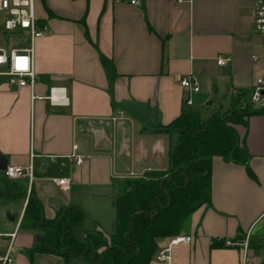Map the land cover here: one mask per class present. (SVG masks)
Listing matches in <instances>:
<instances>
[{"label":"crops","instance_id":"obj_1","mask_svg":"<svg viewBox=\"0 0 264 264\" xmlns=\"http://www.w3.org/2000/svg\"><path fill=\"white\" fill-rule=\"evenodd\" d=\"M253 7L254 0L38 1L39 22L49 30L34 41L35 84L17 87L0 76V155L7 165L34 168L32 180L10 179L0 170V233L20 226L32 193L44 216L75 204L85 212L79 225L84 235H110L122 181L171 165L180 132L162 125L188 109L212 111L203 117L227 111L236 100L264 108V96L251 100L255 80L264 75V40L254 30ZM14 34L24 37L16 47L28 45L23 33ZM101 53L114 64L113 78ZM220 56L227 57L224 65ZM189 74L198 91L181 85L180 77ZM52 87L57 93L50 97ZM236 128L256 177L245 165L214 156L211 201L192 212L182 230L192 241L174 245L167 262L158 253L170 237L158 238L148 264H240L241 248H212L214 237L247 239L252 264H264V112ZM74 154L83 161L77 163ZM55 177L70 178L71 187L62 189ZM8 204L16 212L13 229L4 228ZM0 241L6 244L5 237ZM33 259L16 252L14 264Z\"/></svg>","mask_w":264,"mask_h":264},{"label":"trees","instance_id":"obj_2","mask_svg":"<svg viewBox=\"0 0 264 264\" xmlns=\"http://www.w3.org/2000/svg\"><path fill=\"white\" fill-rule=\"evenodd\" d=\"M100 60L113 78L112 60L102 53ZM237 103L236 100L231 109L218 110L207 117L188 109L161 126L164 131L177 128L180 132L170 154L171 165L122 181L115 197V230L110 235L89 230L78 239L74 231L85 219L81 207L67 204L46 217L40 201L31 193L20 226L40 229L42 238L30 255L51 253L63 258L65 264L77 258L84 259L85 264H148L158 249V238L182 234L189 215L211 201L214 156L243 164L248 174L256 177L248 165L250 153L236 125L246 124L247 116L264 112V108L256 110L252 104ZM24 195L21 192L15 197ZM210 246H225L224 239L214 237Z\"/></svg>","mask_w":264,"mask_h":264},{"label":"built area","instance_id":"obj_3","mask_svg":"<svg viewBox=\"0 0 264 264\" xmlns=\"http://www.w3.org/2000/svg\"><path fill=\"white\" fill-rule=\"evenodd\" d=\"M40 0H0V23L5 32L23 33L28 39V45L24 47H4L0 46V76H5L8 82L17 87L26 85L33 86L36 80L35 59H34V41L38 37L44 36L49 28L46 23H39L37 15V5ZM115 3H129L139 5L142 0H111ZM178 3L190 2L192 0H176ZM253 26L264 40V0H254L253 7ZM227 57H218V64L224 65ZM180 83L183 87L190 91H198V81L193 75H185L180 77ZM57 93V87H52L50 97ZM264 96V75L258 77L252 88V102L259 101ZM187 104H191L190 97L186 99ZM34 157L33 153L31 154ZM77 163L83 161V156L74 154ZM33 164L23 165H7L4 174L7 178L16 179L20 177L33 178ZM54 182L64 190L71 187V180L68 177H55ZM28 197L26 198V203ZM18 233V226L9 233L1 234L6 238V244L0 249V264H14L15 256V239ZM192 238L187 234H179L171 236L168 244L158 253V259L170 262L172 258V248L178 243H190ZM228 246H237L242 250V258L240 264H252L249 257L250 245L249 241H231L225 240Z\"/></svg>","mask_w":264,"mask_h":264},{"label":"rangeland","instance_id":"obj_4","mask_svg":"<svg viewBox=\"0 0 264 264\" xmlns=\"http://www.w3.org/2000/svg\"><path fill=\"white\" fill-rule=\"evenodd\" d=\"M24 41V37L14 34V33H9L5 32L3 29V26L0 23V46L4 47H11V46H16ZM202 115L206 116L212 111H208L207 109L201 110ZM209 112V113H207ZM0 181H3V173L2 171L0 172ZM16 212L15 210L11 207L10 204H8V210H7V221L5 222L4 228L6 229H13L16 224H17V219L13 218L15 216ZM83 227L79 226L75 229L74 233L78 239H82L84 237V231ZM41 230L38 228H24L20 227L18 224V233L17 237L15 239V247H16V252H20L27 255L29 259V254L32 248L35 245V242L37 240V236H41ZM25 240L24 244L18 245L20 240ZM5 244V241H0V248ZM15 259V256H14ZM29 264H65L63 258L60 256L51 254V253H39L35 252L34 253V259L30 263L28 260ZM69 264H85V260L81 258L77 259H72Z\"/></svg>","mask_w":264,"mask_h":264},{"label":"water","instance_id":"obj_5","mask_svg":"<svg viewBox=\"0 0 264 264\" xmlns=\"http://www.w3.org/2000/svg\"><path fill=\"white\" fill-rule=\"evenodd\" d=\"M2 158H3V161L1 160ZM0 161H2V163L0 162V170H3L7 166V161L2 155H0ZM39 239H41V236H37V240Z\"/></svg>","mask_w":264,"mask_h":264}]
</instances>
